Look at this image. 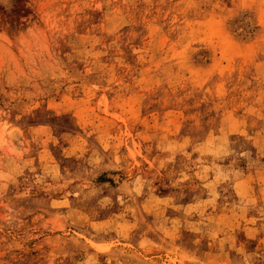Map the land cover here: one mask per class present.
<instances>
[{
    "label": "rangeland",
    "instance_id": "obj_1",
    "mask_svg": "<svg viewBox=\"0 0 264 264\" xmlns=\"http://www.w3.org/2000/svg\"><path fill=\"white\" fill-rule=\"evenodd\" d=\"M0 264H264V0H0Z\"/></svg>",
    "mask_w": 264,
    "mask_h": 264
}]
</instances>
